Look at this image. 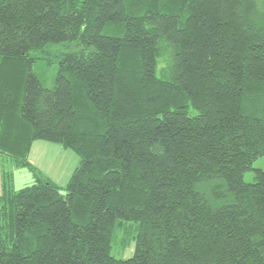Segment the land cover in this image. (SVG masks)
I'll use <instances>...</instances> for the list:
<instances>
[{
    "label": "trees",
    "instance_id": "trees-1",
    "mask_svg": "<svg viewBox=\"0 0 264 264\" xmlns=\"http://www.w3.org/2000/svg\"><path fill=\"white\" fill-rule=\"evenodd\" d=\"M35 141L78 156L65 186ZM262 156L264 0H0V161L37 175L3 173L0 264H264Z\"/></svg>",
    "mask_w": 264,
    "mask_h": 264
},
{
    "label": "rangeland",
    "instance_id": "rangeland-1",
    "mask_svg": "<svg viewBox=\"0 0 264 264\" xmlns=\"http://www.w3.org/2000/svg\"><path fill=\"white\" fill-rule=\"evenodd\" d=\"M66 49L67 48L62 45L49 44L40 51L30 53V57L36 59L33 65V71L42 82L44 87H52L53 80L58 73L57 61L60 58V54L63 51H66ZM40 142L41 143H39L38 146H47L48 150L40 151L35 149L32 152V160L36 165H34V167L37 169V172L46 178H49L52 182L59 186H65L74 169L78 166V156L73 151L64 149L58 144L46 141ZM54 146H58L59 148ZM59 166L61 168L59 171H57ZM252 167L253 169L264 170V156L258 158L253 163ZM4 171L10 172L12 174L11 185L12 189L15 191L32 185L37 179V175L32 174L28 168H16L12 166V163L5 160L0 161V183L2 182ZM243 180L246 183H252L254 181V171L246 172L244 174ZM1 193L2 192H0V194ZM123 239V230L117 229L114 233V239L111 248V255L115 258H127L132 254V247H134L133 241L131 242V246L126 250L122 251L120 249V244Z\"/></svg>",
    "mask_w": 264,
    "mask_h": 264
},
{
    "label": "crops",
    "instance_id": "crops-1",
    "mask_svg": "<svg viewBox=\"0 0 264 264\" xmlns=\"http://www.w3.org/2000/svg\"><path fill=\"white\" fill-rule=\"evenodd\" d=\"M39 143H41L40 141H35L33 144H32V147H31V150H30V153H29V161H30V163L34 166L35 164H34V162H33V151L35 150V149H38V150H40V151H45V150H48V147L47 146H38V144ZM42 145H44V144H42ZM41 147H43V148H41ZM54 147H56V148H59L58 146H54ZM36 166V165H35ZM60 166L58 167V170L57 171H59L60 170ZM56 169H57V166H56Z\"/></svg>",
    "mask_w": 264,
    "mask_h": 264
}]
</instances>
